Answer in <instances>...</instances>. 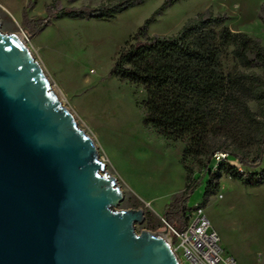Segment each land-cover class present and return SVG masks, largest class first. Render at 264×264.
I'll list each match as a JSON object with an SVG mask.
<instances>
[{"label":"rangeland","instance_id":"374dc122","mask_svg":"<svg viewBox=\"0 0 264 264\" xmlns=\"http://www.w3.org/2000/svg\"><path fill=\"white\" fill-rule=\"evenodd\" d=\"M107 0H61L64 6H97ZM144 0L129 6L112 19L55 18L43 30L29 33L23 25V10L30 18L47 16L52 0H0V28L20 33L43 67L59 99L75 116L81 129L93 140L108 174L115 176L123 197L117 209H143L138 233L163 231L151 227L165 207L186 185L181 163L188 137L169 140L144 124L147 92L142 85L111 74L120 49L151 19L150 35H172L199 13L210 10L228 16L233 31L246 32L264 44V0ZM227 70L234 62L224 60ZM262 72V69L255 68ZM258 110L255 101L250 103ZM260 163L243 171H260ZM255 155V149H252ZM188 163L196 164L188 159ZM192 178L199 184L187 198V215L203 204L205 213L221 237L226 255L237 264H264V182L252 186L223 174L218 190L205 201L209 173L195 165ZM174 249L175 239L169 234Z\"/></svg>","mask_w":264,"mask_h":264},{"label":"water","instance_id":"95a60500","mask_svg":"<svg viewBox=\"0 0 264 264\" xmlns=\"http://www.w3.org/2000/svg\"><path fill=\"white\" fill-rule=\"evenodd\" d=\"M26 45L0 28V264H181Z\"/></svg>","mask_w":264,"mask_h":264},{"label":"trees","instance_id":"16d2710c","mask_svg":"<svg viewBox=\"0 0 264 264\" xmlns=\"http://www.w3.org/2000/svg\"><path fill=\"white\" fill-rule=\"evenodd\" d=\"M142 1L107 0L97 6L75 7L52 0L44 17L30 18L24 9L23 25L34 34L55 18L108 20ZM227 20L226 15L205 10L190 18L176 34L150 35V19L120 49L111 70L112 75L146 90L147 127L175 142L188 137L181 156L185 189L173 196L162 215L180 230L188 224L187 198L200 183L192 178L195 165L210 170L205 201L218 190L223 174L252 186L264 182V168L242 171L226 163L214 171L210 168L216 150L239 155L245 165L258 164L263 157L264 44L246 32L233 31ZM226 59L234 62L230 70L224 65ZM252 101L258 104V110L252 109ZM188 159L196 164L188 163ZM147 215L153 229L166 226L162 219L154 223L153 212Z\"/></svg>","mask_w":264,"mask_h":264},{"label":"built area","instance_id":"2783aa9c","mask_svg":"<svg viewBox=\"0 0 264 264\" xmlns=\"http://www.w3.org/2000/svg\"><path fill=\"white\" fill-rule=\"evenodd\" d=\"M222 163L242 170L241 157L232 154L229 150L214 151L210 163L211 170H217ZM205 170L210 173L208 168ZM187 217L188 224L184 230L171 225L162 217V221L169 228V234L176 241L174 251L181 264H237L234 257L225 254L221 246L220 234L206 215L203 204H197L195 212Z\"/></svg>","mask_w":264,"mask_h":264},{"label":"bare ground","instance_id":"6f19581e","mask_svg":"<svg viewBox=\"0 0 264 264\" xmlns=\"http://www.w3.org/2000/svg\"><path fill=\"white\" fill-rule=\"evenodd\" d=\"M14 36H15V37H16L21 43H23L24 45H26V44H25L26 39H25V37H24L23 35H21L20 33H15ZM166 240L168 241V239H166ZM168 243H169V241H168Z\"/></svg>","mask_w":264,"mask_h":264}]
</instances>
